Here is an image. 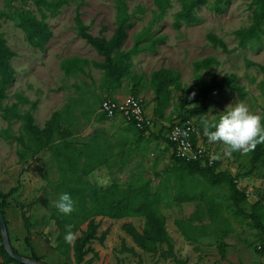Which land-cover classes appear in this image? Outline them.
<instances>
[{"label":"rangeland","instance_id":"374dc122","mask_svg":"<svg viewBox=\"0 0 264 264\" xmlns=\"http://www.w3.org/2000/svg\"><path fill=\"white\" fill-rule=\"evenodd\" d=\"M250 1L231 0L226 9L218 14L209 6H201L196 10L200 19L198 23H182L179 28H175L173 14L180 8L179 0H171V7L166 14L152 23V0H126L129 12L133 15V25L127 30L122 49H129L135 34L145 28L149 32L146 42L159 35L163 36V40L156 45L155 52L141 51L132 56L130 74L114 92L103 90L100 69L90 65L85 67L84 73L68 77L60 68V61L72 56L102 60L97 51L76 34L73 16L78 5L88 31L92 35L109 38L115 26L113 0H69L56 15H49L45 19L52 37L44 50L31 46L14 20L2 18L0 34L16 53L10 60L15 71L14 81L7 88L8 97L4 103L16 102V95L36 101L32 113L39 127L44 125L53 110L69 105L78 115L71 135L77 145L92 143L90 136L96 130L100 141L102 137L108 138V144L103 140L97 149H101L104 155H108L112 149L115 155L109 159L106 169L101 165L98 167L100 170L96 168V172L93 170L86 175L90 183L98 186L112 182L123 187L136 176H143L151 180V189L155 191L160 182V177H156L155 173L174 164L172 150L164 139L141 134L134 126L126 129L121 115L109 118L98 114L103 98L122 100L136 96L142 100L146 114L152 119L149 130L153 134L162 132V125L167 126L170 120L189 118L197 129L196 142L208 151L219 170L228 171L240 188L263 189L264 160L260 159L252 166L248 150L250 134L264 123V94L260 89L262 73L257 66L248 65L247 61L264 65V37L260 43L241 48L233 36V30L250 23ZM12 4L17 6L19 3ZM31 7L34 8L33 5ZM0 10L10 15L16 12L14 6L8 5L5 0H0ZM207 33L220 37L228 51L212 47L206 39ZM208 56L214 57L216 64L195 71L193 62ZM160 67L180 72L181 84L192 88L191 98H195L197 93V74L207 79L211 73L217 74V78L224 73H233L237 83L247 93L244 98H240L228 89L212 92L208 111L194 116L189 111L197 103L187 101L181 90L172 85L170 103L164 110V116L169 120L160 121L153 112L155 99L147 81L143 79L135 85L130 76L141 73L148 75ZM18 108L23 113L29 110L30 103L18 102ZM82 110L87 115H82ZM90 112L92 115L88 120ZM224 114L237 118L239 124L229 119L218 120ZM20 124L21 120L8 125L0 112V127L19 134ZM162 134L165 137L166 131L163 130ZM122 139L126 140L121 142ZM120 148L124 154L118 156L116 151ZM61 177L68 178L69 174L55 166L48 148L31 156L30 152L16 146L14 141L9 143L0 136V191L5 193L14 189L7 197L8 204L4 209L11 245L20 255H31V248L24 240L26 230L21 218V211H24L31 223L32 248L45 264H77L71 249L70 259L55 249L58 228L51 218V212L62 194L59 186ZM188 180L194 183L193 186L202 193V197L193 201H173L171 194L165 195L160 211L165 217V229L169 236L167 242L158 243L154 252L144 251L122 227L124 223H130L141 231L144 217L96 216L95 221L99 226L90 246L97 256L92 258L90 264H264V209L261 205L254 204L253 197H248L239 205L233 204L226 185H210L201 174L196 173ZM179 220H190L193 225H207L204 234L197 236V242H189L176 223ZM85 225L74 237L80 235ZM103 231L106 234L101 240ZM221 241L225 243L224 258L219 253ZM91 257L93 252H89L84 259Z\"/></svg>","mask_w":264,"mask_h":264},{"label":"trees","instance_id":"16d2710c","mask_svg":"<svg viewBox=\"0 0 264 264\" xmlns=\"http://www.w3.org/2000/svg\"><path fill=\"white\" fill-rule=\"evenodd\" d=\"M5 1L8 5L14 6L16 12L10 15L0 10V20L5 17L14 20L16 26L24 32L26 41L40 50L45 49V44L52 37V31L45 19L49 15H56L62 6L69 3V0ZM17 1L19 3L17 6L12 4V2ZM179 1L180 8L173 14V26L175 28H179L182 23H198L200 19L196 15V10L201 6H209L213 12L218 14L226 9L231 0ZM152 2L154 9L152 10L150 23L161 19L171 7V0H152ZM113 6L115 9V26L109 38L101 35L95 36L88 31V25L83 22L78 5L73 16L76 34L93 47L102 57V60H89L84 57L72 56L63 58L60 61V68L65 76L68 77H75L80 73H84L85 67L90 65L100 69L102 71L100 85L106 92H114L122 86L123 80L130 74L133 55L141 51L155 52L156 45L163 40V36L159 35L146 42L149 32L145 28L135 34L129 49H122L127 37V30L133 25V15L129 12L126 0H113ZM249 7L251 8L250 23L247 26L233 30V36L237 40V45L241 48L260 43L264 37V0H251ZM206 39L212 47H219L223 51H228L226 43L216 34L207 33ZM15 55L16 53L10 49L6 39L0 34V112L8 125L13 121L21 120L19 134H13L8 128L0 127V136L9 143L14 141L16 146L30 152L31 156L39 153L44 148H48L55 166L61 172L69 174L68 178L61 177L59 180L62 194L51 212V218L58 228L55 249L65 258L70 259V249L77 264H90L92 258L97 256V253L90 246L91 242L96 238L99 226L98 222L95 221L96 216L109 218L144 217V225L141 231H138L130 223H124L122 227L139 248L147 252H154L158 243L167 242L169 238L165 229V217L160 211V205L165 195L171 194L173 201H193L196 198H201L202 193L196 191V187L193 186L194 183L188 180L196 173L203 175L210 185H226L229 199L233 204L239 205L247 200L244 190L238 187L234 181L235 178L228 171L219 170L215 160L212 164L201 160L186 161L176 157L173 153L174 164L165 166L155 173L156 177H160L159 186L155 191L151 189V180L143 176H136L123 187L112 182L106 186L90 183L86 175L100 165L107 164L108 156L104 155L101 149H97L100 145L92 146L89 142L77 145V142L71 137L78 120V115L73 113L71 106L66 105L63 109L53 110L49 118L45 120L44 125L39 127L35 123L32 113L36 108V101H30L25 96L16 95V102L11 104L4 103V100L8 97L7 88L14 81L15 71L10 60ZM212 64H216V60L214 57L208 56L195 60L193 68L195 71H199L208 69ZM247 64L257 66L261 71L260 89L264 94V65L253 61H247ZM130 76L134 80L135 85L139 84L143 79L147 81L155 99L153 112L160 121L169 120V118L164 116V110L170 103V86L172 85H176L181 90L187 101L197 103L189 111L194 116L205 114L208 111L212 92L228 89L235 92L240 98H244L247 93L245 88L237 83V77L233 73H224L220 78H217V74L211 73L207 79H202L200 74H197L195 81L197 93L195 98H191L192 88L181 84L180 72L176 70L160 67L150 71L148 75L141 73ZM18 102L30 103L29 110L21 113L18 108ZM81 114L87 115V112L82 110ZM91 115L92 112L89 113L87 119ZM100 116L102 117V115ZM221 119H229L236 125L239 124L237 118H232L227 114L218 117V120ZM172 122L170 120L167 126L162 125V132L163 130L167 131ZM136 129L141 134L146 132L143 129ZM162 132L157 135H151L164 139L172 148V144L166 136L164 137ZM248 140V150L251 154L250 163L254 166L260 159L264 160V123H261L259 128L250 134ZM83 156L84 160L81 161ZM13 191L14 189H10L5 193L0 191V209L3 214L8 204L6 199ZM263 197L264 194L260 193L259 199L254 204L259 203L264 209L262 204ZM253 216L256 217L255 215ZM21 218L26 230L24 240L31 248V255L27 258L41 261V257L32 248L30 242L31 223L24 211H21ZM196 218H199V216ZM84 223H86L85 229L81 230L80 235L74 237V234L81 229ZM176 223L183 237L191 243L197 242V236L204 234L207 226L203 223L193 225L190 220H179ZM222 232L223 234L225 233V231ZM105 234L106 231H103L101 240ZM224 248L225 243L221 241L219 253L220 257L223 258L225 255ZM12 249L16 254H19L13 246ZM128 250L132 251L131 249ZM89 252H93V257L84 259ZM0 259L1 264H22L8 255L2 244L1 237Z\"/></svg>","mask_w":264,"mask_h":264},{"label":"built area","instance_id":"2783aa9c","mask_svg":"<svg viewBox=\"0 0 264 264\" xmlns=\"http://www.w3.org/2000/svg\"><path fill=\"white\" fill-rule=\"evenodd\" d=\"M99 112L106 117L121 115L128 122H131L138 129L148 130L152 127V119L146 112L142 100L136 96H128L125 99L103 98L99 105ZM166 137L172 144V153L186 161H207L213 163L212 156L206 149L196 142L197 129L189 118H176L169 129L166 131ZM237 182L236 179H234ZM246 197H253L254 202L259 199V194H264L263 189L255 187H242ZM264 205V197L262 198ZM261 249V246H258Z\"/></svg>","mask_w":264,"mask_h":264},{"label":"water","instance_id":"95a60500","mask_svg":"<svg viewBox=\"0 0 264 264\" xmlns=\"http://www.w3.org/2000/svg\"><path fill=\"white\" fill-rule=\"evenodd\" d=\"M0 237H1L2 244H3L6 252L8 253V255L12 259H14V260H16L22 264H45L42 261H36V260L30 259V258L24 257L20 254H16L13 251L12 246H11V242H10V238H9V234H8L5 216H4L3 212L1 211V209H0Z\"/></svg>","mask_w":264,"mask_h":264},{"label":"crops","instance_id":"0c3cea01","mask_svg":"<svg viewBox=\"0 0 264 264\" xmlns=\"http://www.w3.org/2000/svg\"><path fill=\"white\" fill-rule=\"evenodd\" d=\"M114 98V97H113ZM72 109V111H73V108H71ZM70 109V110H71ZM74 113V112H73ZM98 114H100V112H99V110H98ZM77 115V114H76ZM113 118V117H112ZM90 119V118H89ZM88 119V120H89ZM98 119H100V117L98 118ZM124 120V123H125V128L126 129H130V126H134L133 125V123H131V122H128V121H126L125 119H123ZM135 127V126H134ZM97 133V130L96 131H94L93 133H92V135L90 136L91 137V140L93 141L92 143H89V144H91L92 146H94V145H100V144H102V141L103 140H105V144H108V138H106V137H102V141H100V137L96 134ZM144 133H147V134H153L150 130H147L146 132H144ZM124 140H126V139H122L121 140V142H124ZM84 143V142H83ZM81 145V144H80ZM124 154V152L122 151V149L120 148V149H118L117 151H116V155H118V156H121V155H123ZM113 155H115L114 154V152H112V149L110 150V152L108 153V160H107V164H102V165H104V169H106V167L108 166V161H109V159L113 156ZM101 166V165H100ZM99 168H97L96 170H98ZM95 170V169H94ZM96 170L94 171V172H96ZM100 170V169H99ZM93 171V170H92ZM91 171V172H92ZM101 172V171H100Z\"/></svg>","mask_w":264,"mask_h":264}]
</instances>
